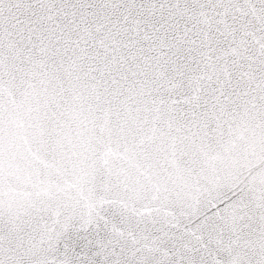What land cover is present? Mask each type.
<instances>
[{
    "label": "snow or ice",
    "instance_id": "1",
    "mask_svg": "<svg viewBox=\"0 0 264 264\" xmlns=\"http://www.w3.org/2000/svg\"><path fill=\"white\" fill-rule=\"evenodd\" d=\"M0 264H264V0H0Z\"/></svg>",
    "mask_w": 264,
    "mask_h": 264
}]
</instances>
